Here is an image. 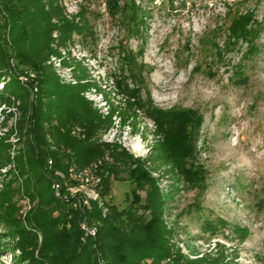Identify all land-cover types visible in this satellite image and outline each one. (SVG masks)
Segmentation results:
<instances>
[{
    "label": "rangeland",
    "instance_id": "374dc122",
    "mask_svg": "<svg viewBox=\"0 0 264 264\" xmlns=\"http://www.w3.org/2000/svg\"><path fill=\"white\" fill-rule=\"evenodd\" d=\"M60 3L68 20L87 23L90 36L85 42L74 37L70 53L85 59L92 77L107 93L113 86V76L127 77L151 109L189 113L196 126L195 149L188 162L198 183L193 191L174 196L165 218L174 229L169 244L188 257V243L204 253L219 242L238 255L239 264H264V0ZM7 21L0 2V57L2 49L8 55L1 70L0 91L17 82L30 91L35 102L40 99L41 89L48 88L50 78L55 77L60 85L71 82L69 70L56 59L44 63L45 72L38 76L18 69ZM85 97L105 112L99 95L90 92ZM111 99L119 101L115 94ZM0 115L1 123L4 114ZM137 128V134L129 128H115L102 137V142L117 141L132 158L145 159L154 126L142 119ZM10 142L15 143L16 138ZM48 166H52L51 161ZM158 174L153 177L158 178ZM74 176L75 169L70 167V179L84 186L71 189L58 174V182L52 187L61 201L75 200L70 204L73 209H90L92 201L103 217L130 212L134 217L148 218L143 210L145 194L133 191L135 186L128 181L124 168H116L107 177L104 197L98 194L103 187L92 178ZM15 177L17 181L9 178L6 182L14 183L10 190L14 193L11 205L16 221L11 229L0 226V234L11 233L15 226L24 229L31 240L20 239L21 249L14 254L18 264H50L41 257L43 235L31 216L37 201L32 202L23 190L26 177L18 173ZM158 185L164 195L171 191L167 178L159 180ZM220 221L227 228L217 236L209 238L201 229L205 222ZM87 222L80 224L83 243L95 238L97 232L95 224ZM7 245L8 240H0V264H11V249L3 252ZM13 245L12 242L10 246Z\"/></svg>",
    "mask_w": 264,
    "mask_h": 264
},
{
    "label": "trees",
    "instance_id": "16d2710c",
    "mask_svg": "<svg viewBox=\"0 0 264 264\" xmlns=\"http://www.w3.org/2000/svg\"><path fill=\"white\" fill-rule=\"evenodd\" d=\"M0 2L7 15L17 68L38 76L45 72L44 63L56 59L63 69L69 70L71 81L60 85L55 77L50 78L48 88L40 91L41 100L35 102L30 91L17 82L5 85L0 91V113L4 114L0 123L3 133L0 136V186L3 187L0 226L11 229L10 225L16 221L11 205L14 193L10 190L14 183L6 181L16 180L18 173L26 177L22 184L27 196L32 202L37 201L31 216L43 235L41 257L50 264H144L146 261L147 264H239L238 255L231 254L219 242L204 253L188 243V257L169 244L174 229L165 218L174 196L181 191H193L198 183L188 162L195 149L196 128L190 114L151 109L127 77L113 76V86L107 93L92 77L85 59H77L70 53L73 38L85 42L90 33L86 22L68 20L61 0ZM6 58L8 55L2 49L0 80ZM90 92L101 97L105 112L85 97ZM112 94L119 101H113ZM142 119L154 126L145 159L132 158L117 141L102 142V137L115 128L119 131L129 128L137 134ZM11 138H16V142L11 143ZM49 161L52 166H48ZM70 167H74L75 173L87 171L99 179L97 186L103 187L98 191L100 197L107 194V177L116 168H124L128 181L135 186L133 191L145 194L143 210L149 214L148 218L134 217L130 212L103 217L92 201L90 209H73L70 204L74 199L69 203L61 201L52 191L58 174L71 189L84 186L70 179ZM156 173L158 178L153 177ZM164 178L171 183L167 195L158 185ZM84 220L90 226L95 224L97 232L95 238L83 243L85 236L80 224ZM13 228L11 233L0 234V240H8L3 252L11 249L10 263L18 264L14 254L16 249H21L19 241L31 240V235L20 227ZM226 228L227 224L220 221L205 222L201 229L212 238ZM12 242L14 245L10 246Z\"/></svg>",
    "mask_w": 264,
    "mask_h": 264
},
{
    "label": "built area",
    "instance_id": "2783aa9c",
    "mask_svg": "<svg viewBox=\"0 0 264 264\" xmlns=\"http://www.w3.org/2000/svg\"><path fill=\"white\" fill-rule=\"evenodd\" d=\"M78 177L92 178L94 180V182L97 183V184H99V182H100L99 179H95L87 171L82 172V173H75L74 178L77 179Z\"/></svg>",
    "mask_w": 264,
    "mask_h": 264
}]
</instances>
